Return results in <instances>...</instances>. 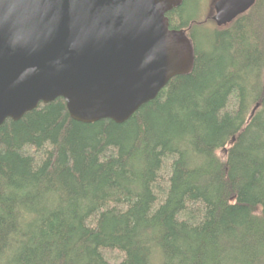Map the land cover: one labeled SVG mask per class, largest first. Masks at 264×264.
Listing matches in <instances>:
<instances>
[{
	"label": "trees",
	"instance_id": "16d2710c",
	"mask_svg": "<svg viewBox=\"0 0 264 264\" xmlns=\"http://www.w3.org/2000/svg\"><path fill=\"white\" fill-rule=\"evenodd\" d=\"M201 1L166 14L192 70L126 122L0 125V264H264V0L197 36Z\"/></svg>",
	"mask_w": 264,
	"mask_h": 264
},
{
	"label": "water",
	"instance_id": "95a60500",
	"mask_svg": "<svg viewBox=\"0 0 264 264\" xmlns=\"http://www.w3.org/2000/svg\"><path fill=\"white\" fill-rule=\"evenodd\" d=\"M181 2L0 0V125L56 99L79 123L126 122L192 70L191 40L166 17ZM254 3L217 0L211 20L225 27Z\"/></svg>",
	"mask_w": 264,
	"mask_h": 264
},
{
	"label": "rangeland",
	"instance_id": "374dc122",
	"mask_svg": "<svg viewBox=\"0 0 264 264\" xmlns=\"http://www.w3.org/2000/svg\"><path fill=\"white\" fill-rule=\"evenodd\" d=\"M217 0H202L199 4V8H193L189 7L185 11V16L189 17V19H193L197 22H204L203 24H200L195 28L197 32V36L201 35L206 29H210L212 27L211 24L212 20L211 17L214 15L213 5ZM223 152H220V155H222Z\"/></svg>",
	"mask_w": 264,
	"mask_h": 264
}]
</instances>
